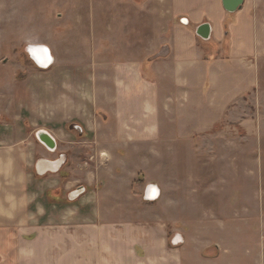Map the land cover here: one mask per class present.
Returning <instances> with one entry per match:
<instances>
[{"label":"crops","instance_id":"crops-1","mask_svg":"<svg viewBox=\"0 0 264 264\" xmlns=\"http://www.w3.org/2000/svg\"><path fill=\"white\" fill-rule=\"evenodd\" d=\"M126 5L149 9L134 0ZM158 5L152 53L145 46L130 60L94 66L92 104L100 118L94 116L93 127L84 112L68 107L62 111L77 118L68 130L42 128L63 142L58 154L66 179L40 187L22 166V152L0 155V264H225L230 248L223 242L222 216L201 211L214 180H200L199 163L182 155L192 154L202 135L257 136L262 115H247L245 105L249 98L253 106L264 99V0H243L234 12L221 0ZM45 46L52 61L37 65L42 69L56 55ZM88 134L92 169L72 155L76 148L83 152L74 140ZM45 150L39 160L57 159ZM37 159L35 173L45 175L36 169ZM187 166L191 177L183 180ZM150 184L159 189L153 201L144 199Z\"/></svg>","mask_w":264,"mask_h":264},{"label":"rangeland","instance_id":"rangeland-1","mask_svg":"<svg viewBox=\"0 0 264 264\" xmlns=\"http://www.w3.org/2000/svg\"><path fill=\"white\" fill-rule=\"evenodd\" d=\"M134 1L144 2L149 12H142L140 5L127 6L129 0H0V155L22 152V166L29 179L38 180L40 187L61 183L67 177L64 178L66 166L57 173H35V160L46 153L35 132L42 128L57 133L68 130L71 122L77 120L71 118V111H62L68 107L84 112L92 128L94 116L100 118L92 104V84L97 78L94 66L130 60L131 53L145 46H150L152 53L160 28L154 26L158 0ZM146 13L150 16L146 17ZM144 21L150 24H141ZM45 44L56 55L52 65L42 69L26 49L28 45ZM120 51L127 54L115 56ZM246 101L247 115H262L256 137L202 135L192 143L193 153L182 155L186 161L191 157L200 165L213 163L207 170L196 166L200 180H214V192L204 196L206 205L201 211L222 216L221 234L224 245L230 248L222 256L225 264H264V99L257 106L250 104L254 101L251 98ZM74 141L77 145L80 142L83 152H76V148L72 155H79L82 163L86 162V169H92V134ZM57 144L54 154L47 150L48 157H60L63 142L58 140ZM254 147H261V152H253ZM190 166L182 174L183 180L191 177ZM166 174V182L174 187L172 171L166 170ZM181 227L188 232V224Z\"/></svg>","mask_w":264,"mask_h":264},{"label":"water","instance_id":"water-1","mask_svg":"<svg viewBox=\"0 0 264 264\" xmlns=\"http://www.w3.org/2000/svg\"><path fill=\"white\" fill-rule=\"evenodd\" d=\"M222 2V6L223 8L227 11V12H234L237 9H239L242 6L243 0H221ZM206 26V25H205ZM203 27V26H202ZM207 27V26H206ZM31 46H28L26 51L29 54L30 58L35 62L36 65H38L39 67H47L51 62H49V64L47 65H40L38 64L33 57L31 56V51H32ZM165 53V50H163V52H161L160 54L163 55ZM37 140L49 151L53 152L56 150V146L57 143L55 141V139L46 131L43 129H40L36 132L35 134ZM62 156H60L59 158H61ZM62 163H64V156L62 157ZM40 173V172H39ZM42 174V173H40ZM159 195V189L157 187L156 184H150L147 186L146 192H145V196L144 199L147 201H153L155 199L158 198Z\"/></svg>","mask_w":264,"mask_h":264},{"label":"bare ground","instance_id":"bare-ground-1","mask_svg":"<svg viewBox=\"0 0 264 264\" xmlns=\"http://www.w3.org/2000/svg\"><path fill=\"white\" fill-rule=\"evenodd\" d=\"M31 47H33L32 51H31V56L33 57V59L38 64L44 66V65L49 64V62L52 61V56H51L50 50L47 46H45V45H32ZM43 68H45V67H43ZM62 159L63 158L61 157V158H57L56 160H48V159L38 160V162L36 163V169L38 170V172H40L42 174H46L48 172L56 173L61 169V167L63 165ZM76 195L77 194H73L74 197Z\"/></svg>","mask_w":264,"mask_h":264},{"label":"flooded vegetation","instance_id":"flooded-vegetation-1","mask_svg":"<svg viewBox=\"0 0 264 264\" xmlns=\"http://www.w3.org/2000/svg\"><path fill=\"white\" fill-rule=\"evenodd\" d=\"M48 160H50V159H48ZM54 160H56V159H54Z\"/></svg>","mask_w":264,"mask_h":264},{"label":"clouds","instance_id":"clouds-1","mask_svg":"<svg viewBox=\"0 0 264 264\" xmlns=\"http://www.w3.org/2000/svg\"><path fill=\"white\" fill-rule=\"evenodd\" d=\"M5 214H8V213H5Z\"/></svg>","mask_w":264,"mask_h":264}]
</instances>
